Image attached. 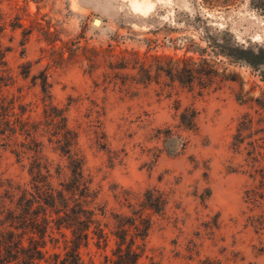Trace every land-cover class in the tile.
<instances>
[{
    "label": "rangeland",
    "instance_id": "obj_1",
    "mask_svg": "<svg viewBox=\"0 0 264 264\" xmlns=\"http://www.w3.org/2000/svg\"><path fill=\"white\" fill-rule=\"evenodd\" d=\"M0 51V115L26 110L38 130L22 163L0 137V196L29 186L37 152L55 186L67 179L50 103L109 231L145 191L164 196L139 264H264V68L237 59L264 60V0H0ZM52 228L46 250L62 254ZM108 240L81 259L105 264Z\"/></svg>",
    "mask_w": 264,
    "mask_h": 264
},
{
    "label": "trees",
    "instance_id": "obj_2",
    "mask_svg": "<svg viewBox=\"0 0 264 264\" xmlns=\"http://www.w3.org/2000/svg\"><path fill=\"white\" fill-rule=\"evenodd\" d=\"M237 59L251 67L261 65L264 68L261 56L255 55L251 60ZM40 88L48 98L45 80ZM45 106L55 110L49 115L50 125L55 128L53 136L57 149L68 160V177L55 186L48 164L41 162L40 152H37L27 170L29 186L11 185L0 196V264H92L81 259L80 248L87 246L90 240H95L96 247L106 248L109 236L114 239V248L111 257L105 256V264H139L151 227L145 212H162L166 206L164 196L156 190L145 191L139 209L132 211L130 216L117 215L109 231L108 224H102L98 218L104 216V212L95 207L91 182L85 178L84 162L76 151L77 135L68 128L67 118L61 110L50 103ZM25 113L26 110L21 115ZM22 116L13 123L9 116L0 115V137L17 147L11 153L19 163L26 159L27 151H31L28 145L37 143L38 135L29 117L22 119ZM194 119L193 112L185 110L179 121L191 130L195 128ZM52 225L62 239V254H48L46 250L47 239L55 243L54 248L59 247L58 239L52 236Z\"/></svg>",
    "mask_w": 264,
    "mask_h": 264
},
{
    "label": "bare ground",
    "instance_id": "obj_3",
    "mask_svg": "<svg viewBox=\"0 0 264 264\" xmlns=\"http://www.w3.org/2000/svg\"><path fill=\"white\" fill-rule=\"evenodd\" d=\"M145 6H146V5H145ZM95 25H96V26H99V25H100V21L97 20V21L95 22Z\"/></svg>",
    "mask_w": 264,
    "mask_h": 264
},
{
    "label": "water",
    "instance_id": "obj_4",
    "mask_svg": "<svg viewBox=\"0 0 264 264\" xmlns=\"http://www.w3.org/2000/svg\"><path fill=\"white\" fill-rule=\"evenodd\" d=\"M96 22V21H95Z\"/></svg>",
    "mask_w": 264,
    "mask_h": 264
}]
</instances>
